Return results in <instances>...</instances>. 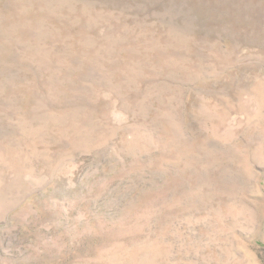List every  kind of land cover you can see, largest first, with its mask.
Segmentation results:
<instances>
[{
	"label": "rangeland",
	"instance_id": "obj_1",
	"mask_svg": "<svg viewBox=\"0 0 264 264\" xmlns=\"http://www.w3.org/2000/svg\"><path fill=\"white\" fill-rule=\"evenodd\" d=\"M0 264H264V0H0Z\"/></svg>",
	"mask_w": 264,
	"mask_h": 264
}]
</instances>
